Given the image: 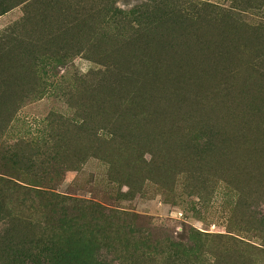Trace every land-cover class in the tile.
<instances>
[{
	"label": "rangeland",
	"instance_id": "obj_1",
	"mask_svg": "<svg viewBox=\"0 0 264 264\" xmlns=\"http://www.w3.org/2000/svg\"><path fill=\"white\" fill-rule=\"evenodd\" d=\"M1 200L0 264H264V0H0Z\"/></svg>",
	"mask_w": 264,
	"mask_h": 264
},
{
	"label": "trees",
	"instance_id": "obj_2",
	"mask_svg": "<svg viewBox=\"0 0 264 264\" xmlns=\"http://www.w3.org/2000/svg\"><path fill=\"white\" fill-rule=\"evenodd\" d=\"M3 201H0V216L3 210ZM101 248V242L97 234L86 235L81 228L72 232L66 239H64L60 249L56 251L55 259L58 262L76 258L93 257L98 254Z\"/></svg>",
	"mask_w": 264,
	"mask_h": 264
},
{
	"label": "bare ground",
	"instance_id": "obj_3",
	"mask_svg": "<svg viewBox=\"0 0 264 264\" xmlns=\"http://www.w3.org/2000/svg\"><path fill=\"white\" fill-rule=\"evenodd\" d=\"M182 75H183V74H182ZM185 75H186V74H185ZM185 75H184V76H185ZM187 75H189V74H187ZM187 75H186V79L188 78ZM191 76H192V75H191ZM191 76H190V77H191ZM201 76H203V75H201ZM179 77H180V76H179ZM179 77H178V78H179ZM196 77H197V76H196ZM196 77H195V78L193 77L194 80H193V79H192V80L195 81V80H196ZM198 77H199V76H198ZM198 77H197V78H198ZM182 78H184V77H182ZM182 78H181V79H182ZM179 79H180V78H179ZM179 79H178V80H179ZM189 79H191V78H189ZM200 79H201V78L197 79V81L200 80ZM202 79H204V78H202ZM205 80H208V78L205 79ZM184 81H185V80H184ZM186 81H187V80H186ZM188 81H189V80H188ZM201 81H202V80H201ZM205 82H206V81H204V83H205ZM196 83H197V82H196ZM202 83H203V82H202ZM195 85H196V84H195ZM197 85H199V84H197ZM200 86H201V84H200ZM197 87H198V86H197ZM243 150H244V149H243ZM244 156H245V155H244ZM240 158H242V156H241ZM255 159H256V157H255ZM256 164H257V163H256Z\"/></svg>",
	"mask_w": 264,
	"mask_h": 264
}]
</instances>
